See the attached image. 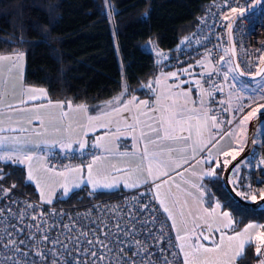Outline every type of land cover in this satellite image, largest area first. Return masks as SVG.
Returning <instances> with one entry per match:
<instances>
[{"label":"snow or ice","instance_id":"obj_1","mask_svg":"<svg viewBox=\"0 0 264 264\" xmlns=\"http://www.w3.org/2000/svg\"><path fill=\"white\" fill-rule=\"evenodd\" d=\"M227 4V0H225ZM248 5L232 6L229 5V13L223 15V20L228 21L226 29L231 33L234 21L243 17L246 11H250L256 6L261 5L262 0H252ZM145 17L147 12L143 14ZM43 39L38 43L48 44L47 30L42 33ZM150 43H154L150 41ZM54 48V46L50 45ZM223 54L219 57L217 64L226 62L233 64L232 56L235 55V47L223 48ZM23 53H14L11 55H0V63L4 61L12 62V67H18V62L23 59ZM157 55L163 56L161 52ZM54 58H58L54 55ZM227 58V59H226ZM211 50L206 51L204 59L197 61V64L205 68L209 72V80L211 74L216 71L215 67L209 69L206 62H210ZM192 66L182 68L178 72L167 74L168 78L179 79L181 74L192 76ZM239 64H235L223 72L225 80L228 79L230 72H237ZM243 75L244 73H240ZM163 75V74H162ZM199 75L203 76L204 73ZM256 77L264 79V56L259 58V64L255 72ZM233 79H236L234 76ZM161 77H157L155 83L159 85ZM182 83H194L200 90L201 97L211 95L201 86L200 80H186ZM22 97L18 101L5 104V100L9 93L3 84H0V109L7 108L10 113L19 114L24 118V123L32 125L33 121L39 122V128H32V131L41 136L48 132V125L53 126L55 133L67 132L71 133V124L65 125L63 118L68 116V111H63L65 106L69 110L83 112L87 114V106L84 104L76 105L73 108L69 101L67 105L63 101L53 102L48 98L47 90L44 88H36L23 85V76L21 74ZM151 89V84L144 85ZM180 83L173 85L168 89L167 93H158L156 100L153 102L155 106H150L148 101H138L136 97L131 100L121 102V97L127 93V87L118 97L105 101L100 105L101 111L95 115H86L87 123L81 125L87 131H94L97 127L106 129L104 136L97 137L94 147L104 148L105 151L129 158L125 161L126 167L119 168L115 164L110 165L109 170L102 171L97 168L101 157L93 155L91 161L86 165L75 167L64 166L65 172H54L50 167H45L44 172H51L53 175L67 177L69 174H82L86 170V176L81 175L79 182L70 184L67 179L65 183L60 185L62 195L68 196L72 188L79 187L80 183L86 182L91 185L89 195H93L98 189H111L123 183L126 188H138L141 185H150L149 191L152 192L151 199L158 200L163 208L166 217L160 222V230L158 234H154L151 229L147 228L149 222L156 224L158 217L155 215V209H149V204L140 201V196L146 193H140L138 196L132 197V201H136L139 208L138 212H134L131 208H124L120 205L99 206L101 215L93 216L92 210L86 213H76L74 216L69 214V221L63 222L60 216L63 209L57 211L50 208L47 213L37 212L36 209L41 204L52 205L53 191L49 188L46 177L38 176L37 171L32 167V161L36 159L35 150L40 145L51 144L59 145L60 148L68 150L72 149L73 142L69 138L67 141H32L22 139L20 136H3L0 135V144H12L14 147L10 151L0 154V161L10 162L26 166L25 182L36 183L39 190L40 202L30 203L24 201V208L15 215L22 225L5 224L3 232L0 234V264H157L152 258V252L149 249V242L139 237L140 232H146L150 240L157 245L167 237L170 246H178L183 252V264H237L238 260H242L245 256V249L250 247L253 240L256 242L255 256L259 260V264H264V224L249 223L240 231H235V225L238 221L234 220L232 213L229 211H218L224 207L218 200H214L211 208L204 207L205 187L204 179H212L213 182L220 177L217 176V170L223 168L225 172L232 174V179L227 181L230 185L229 193L225 196V202L230 206L235 200L234 210L241 214H246L248 209L242 206V202L252 203L257 201V191L259 200L264 202V188L259 190L253 189L247 175H241L240 169L244 164L243 160L237 158L244 151V144L249 143L247 125L254 119L257 123L260 118L264 117V85L257 88L254 95H258L262 101L256 107H252L256 103L251 97H248L249 103L244 104L238 102L235 105L232 119L227 121L220 120L213 110L205 108L204 101L201 99L200 107L188 108V97L192 89L187 91H179ZM172 89H176L173 91ZM217 91H223L222 87H218ZM185 98L184 104H178L173 97ZM162 97H165V103H162ZM243 97H238V101H242ZM43 101H46L43 102ZM225 107L221 111L227 112L233 110L231 101H221ZM135 106L139 115H128L132 113ZM141 107L147 111L140 112ZM61 109L60 126H56V121L45 118L48 109ZM249 109L245 114V109ZM107 109V110H105ZM2 114V113H0ZM140 115L147 119L141 120ZM234 125L227 131H222V125ZM115 124V131L112 132L110 126ZM15 130V129H14ZM27 128H19L21 133L27 132ZM4 128H0V132H4ZM216 133L213 135V133ZM264 134V129L261 130ZM87 133L85 132V135ZM128 134L133 138L135 143L130 152H119L115 147H107L104 142L115 144L122 136ZM225 137L233 140V147L229 151H212L217 144ZM251 142L254 144L255 137ZM79 148L84 149L86 141L80 139L77 141ZM26 145H32L31 149ZM142 145V146H141ZM42 150V149H41ZM207 152V156L201 154ZM224 157L223 160L218 157ZM230 157V158H229ZM236 163H233V162ZM249 164L251 162H248ZM212 164L214 167L204 169L201 167L197 170V165ZM254 167L261 169V177H264V158H261ZM184 174H188L193 179H184ZM8 174L0 167V195H7L17 186L12 184L5 188L3 181ZM175 177H181L182 182L188 184L190 188L199 192L198 203L200 209L204 213L203 216L192 217L194 227L190 231L185 229V234L180 235V229L177 226L176 216L172 207H169L165 199L160 198V189L173 181ZM259 183L264 184V178H259ZM177 189L180 188L176 184ZM49 188L46 192L45 189ZM155 189V191H152ZM191 195V192L188 193ZM16 200H12L11 204H16ZM187 201H185V204ZM175 206V202L173 204ZM264 209V203L258 205ZM29 210H32L29 212ZM148 211L146 219H140L141 215ZM10 206L0 208V216L11 214ZM184 217V212L179 213ZM192 216L191 212L188 214ZM25 216L30 217L29 223H24ZM54 218V223L49 224V220ZM208 218H219L226 223L221 227H214ZM202 219L203 224L195 223L196 220ZM168 220L172 221L171 227L176 229L177 235L175 239L180 241L179 245L173 244L166 232ZM182 223L184 221L182 220ZM9 228L12 230L9 231ZM53 228H62L55 237L51 235ZM26 229H35V231L26 232ZM233 230L232 235L227 234V230ZM207 232V235H205ZM37 233H40L37 239ZM216 233H219V240L215 239ZM255 233L253 236L252 234ZM24 234L26 238H19ZM63 237V239L61 238ZM194 238V242H193ZM212 241L213 246L207 247L202 241ZM233 242H237L235 245ZM167 250L160 248V254L163 264H173L168 256L164 255ZM172 255H176L172 253ZM30 257H35L30 258ZM139 258V260L137 259Z\"/></svg>","mask_w":264,"mask_h":264},{"label":"trees","instance_id":"obj_2","mask_svg":"<svg viewBox=\"0 0 264 264\" xmlns=\"http://www.w3.org/2000/svg\"><path fill=\"white\" fill-rule=\"evenodd\" d=\"M206 1L0 0V53L24 50L23 82L45 87L49 99L93 105L123 86L130 92L141 93L145 90L143 84L158 69L155 52L146 46L148 40L153 39L161 51L175 49L194 28ZM145 12L148 13L146 17ZM46 30L49 43H38ZM254 149L241 166L242 176L246 175ZM47 150L43 152L45 159ZM99 150L95 156L103 152L102 148ZM91 159L65 166L84 164ZM0 167L8 174L9 180L35 194L24 180L21 165L0 161ZM223 171V168L217 170L220 178L214 182L212 179L203 180L207 185L205 196L220 201L238 221L237 227L249 219H258L264 224V209L258 207L260 200L250 204L242 202V206L248 209L246 214L234 210L235 200L231 206L225 202L230 187L224 182ZM116 190L120 189L97 190L91 196L86 193L79 196V192H73L62 200L52 201L78 202ZM255 246L253 242L247 247L244 258L237 263L256 264Z\"/></svg>","mask_w":264,"mask_h":264},{"label":"built area","instance_id":"obj_3","mask_svg":"<svg viewBox=\"0 0 264 264\" xmlns=\"http://www.w3.org/2000/svg\"><path fill=\"white\" fill-rule=\"evenodd\" d=\"M264 0H262L263 2ZM252 0H248V4H251ZM229 5L232 6H244L248 5L245 0H207L199 15L194 28L184 36L180 44L175 49H165L162 53L164 54L158 61V71H163L165 68L179 66L188 61L190 58L205 54L206 51L211 50V60L213 67L216 71L211 74L209 80V72H204L201 76V82L206 90L211 95L208 96V109L213 110L212 114H215L218 119L227 121L232 119L230 117V111H221L224 104L221 101H228V79L225 80L223 72L225 71L224 65L220 62L217 64L219 57L223 54V48H229V37L226 25L228 21L223 20V15L229 13ZM256 6L252 10L246 12L243 17H239L235 20L232 27V38L235 47V56L241 70L247 74L256 71L259 64V58L264 56V6L259 9ZM212 67V68H213ZM246 79V78H244ZM145 85V84H143ZM218 87H222L223 91H217ZM146 91H150L149 88L145 87ZM231 125L225 123L222 125V131L229 130ZM216 133L214 132L213 135ZM99 148L86 146L84 149H60L50 148L46 151V160L56 166L72 165L77 162L88 161L99 153ZM264 158V134H260V138L255 146L253 155L248 163V170L246 175L249 178V182L252 184L253 189L259 190L264 187V184L259 183L261 177V169L254 167L258 161ZM5 172V171H4ZM6 173V172H5ZM15 184L9 180L6 176L3 181L5 188ZM17 187L10 193L0 195V208L10 206L12 209L11 214H5L0 216V234L3 232L5 224L16 225L17 227L22 226L17 217L16 213L22 211L24 208V201L30 203H39L40 198L28 191L27 189L15 184ZM150 185H141L138 188L120 189L107 194H102L96 197L85 199L78 202H60L53 201L52 205L41 204L36 211L47 213L50 208H55L57 211L63 209V213L60 216V220L63 222L69 221V214L75 215L76 213L84 214L89 209L92 210L93 216L101 215L99 207H93L94 205L99 206H114L120 205L124 208H131L134 212H138L139 208L136 201H132L131 198L138 196L140 193H146L144 196H140V201L149 204V209H155V215L159 218L156 224L148 223L147 228L151 229L154 234H158L160 230V222L166 217L163 212V208L159 204L158 200H152V192L149 191ZM12 200H16V204H11ZM32 210H29L31 212ZM148 211H145L140 219H146ZM30 217L25 216L24 223H29ZM54 223V218L49 220V224ZM12 229L9 228V231ZM62 228H53L51 235L55 237ZM26 232L35 231V229H26ZM168 237L171 238L173 244L179 245L175 239L176 235L174 229L171 227V223L168 220V227L166 228ZM40 233H37V239ZM139 237L149 242V249L152 252V258L157 264H163V259L160 254V248H165L167 251L164 255L168 256L169 260L173 261V264H183V256L178 246L172 247L167 242V237L162 240L159 245L152 242L146 232H140ZM19 238H26L24 234H21ZM63 239V237H61ZM175 253L176 255H172ZM35 258V257H30ZM139 260V258H137Z\"/></svg>","mask_w":264,"mask_h":264},{"label":"rangeland","instance_id":"obj_4","mask_svg":"<svg viewBox=\"0 0 264 264\" xmlns=\"http://www.w3.org/2000/svg\"><path fill=\"white\" fill-rule=\"evenodd\" d=\"M107 6V10H109L108 8V3H106ZM264 6V1L261 3V5H259V9H261ZM111 23V31H112V36H113V41L115 44V48L117 51V55H118V59H119V64H120V68H121V72L123 69L122 63H121V58H120V54L118 51V47H117V43H116V36H115V31H114V27L112 22ZM150 41L154 42L153 39H149L146 46L152 50H154V47H156V43H150ZM14 53H23L24 54V50L22 49H17L11 52H8V54L6 55H11ZM204 59V54H200V55H196L194 56L189 62L188 65L192 66V73L193 75L190 77L186 74H181L179 76V79L177 80L176 78H174L175 83H180V86L185 85L188 88L197 90L200 92L199 88L194 84V83H190V84H185L182 83V81H186V80H200L201 82V75H199L200 73H204L205 68H202L200 65L197 64V61H202ZM227 59V58H226ZM7 61H4L2 63H0V65L3 67L6 65ZM24 62H25V54L23 55V59L21 61L18 62V67H11V72L14 75L15 73L20 75V73H23V68H24ZM207 63V67L209 69H211L213 67V63L212 60L210 59V62H206ZM224 67L225 70L234 67L233 64H228L226 62H221ZM9 64H11L12 66V62H9ZM172 71H178V68L174 67L171 69ZM236 77V79H233V77ZM261 85H264V79H261V77H256V78H252V79H244L242 76H240L237 72L233 73L230 72L229 76H228V101H231V104L233 105V110H230V117L232 118L233 115H235V105L238 102H242L244 104L249 103L248 97H251L254 101H256V103L252 104V107H256L258 103L262 102L259 100L258 95H254L255 91L257 88L261 87ZM201 86L204 88L202 82H201ZM205 89V88H204ZM238 97H243L244 99L242 101H238L237 98ZM249 109H245V114L247 113ZM0 128H4L5 131L4 132H0V135L3 136H9V137H13V136H20L22 139H29L32 141H38V140H47V141H52V140H57V141H67L70 137H68L67 133L65 132L63 135V138L61 139L59 136L55 137L52 135V133L54 132L53 130H49L50 125L46 124V126L48 127V132L41 135V136H37L33 131L32 128H39V123L36 126L33 125H28L26 124L25 126H23L21 124V127L19 128H27L29 129L27 132L25 133H21L19 131V128H15L14 127V123L16 122L15 119L17 117V114H12V116L9 115V111L7 110V108H2L0 109ZM15 118V119H14ZM46 118V115H45ZM48 118H46L47 120ZM21 120H23V118H21ZM10 121V123H9ZM252 122V121H251ZM251 122H249V124L247 125V130L249 132V128H250V124ZM66 125V124H65ZM234 125H231L230 129L233 127ZM15 129V130H14ZM264 129V117H262L260 119L259 123H256L253 133H252V138L255 137V143H252V147L251 150L249 151L250 153L253 151L255 145L257 144L259 138H260V134H261V130ZM82 138V137H81ZM77 141H79L80 139H76ZM223 143L225 148L227 149L229 147V144L232 143L231 147L228 150H224V151H229L231 150V148L233 147V140L229 137H225L223 140H221L219 143ZM247 144H244L243 147L245 148ZM78 146V143H73L72 148H78L76 147ZM14 146L12 144H0V154L6 152V151H10ZM27 148L31 149L33 146L32 145H26ZM50 147H59V145H51V144H47V145H40L39 149L35 150V155H36V159H34L32 161V167L34 170L37 171L38 176L41 177H46L47 179V183L49 185V188L53 191L54 195L52 196V200H62L67 196L62 195V189L60 188V185L65 183V180L67 179V181L72 184L75 182H79V177L81 175L86 176V170L84 173L82 174H69L67 175V177H62V176H57V175H53L51 172L49 173H45L44 169L45 167H50L54 170V172H65L66 169L64 166H56L53 164H50L49 162L46 161L45 157H44V153L45 150H47ZM42 149V150H41ZM249 153V155H250ZM99 157H101L100 162L97 164V168L101 169L102 171L105 170H109L110 167L103 165L104 161H103V157H105L102 153L100 155H98ZM222 157V156H221ZM248 157V154H246L243 158H241L240 160L245 161ZM223 158V157H222ZM230 158V157H229ZM89 162H86L84 164H78L75 166H80V165H86ZM24 169V177L26 174V166L21 165ZM75 166H70V167H75ZM212 165L209 164H204V165H197V170L199 171V169L201 167H203L204 169H210ZM119 168H124V166H121ZM229 173V172H228ZM228 178V176H227ZM232 174L229 173V180H231ZM184 179H193V182H198L195 181L194 178H191L188 176V174H184ZM25 180V179H24ZM30 187L32 188L33 192L40 198V194H39V190L36 187V183L34 181L32 182H27ZM204 187H206L207 185L202 182ZM176 184L180 185V188L177 189L175 187ZM116 187H124L123 183L117 185ZM113 187V188H116ZM49 188H46L45 191L47 192L49 190ZM111 188V189H113ZM264 188V187H263ZM98 190H110V189H98ZM91 191V185L88 184L85 180V182L80 183L79 187H75L72 188V191L68 194V196L73 193V192H79L78 195H82L83 193L89 194V192ZM97 191V190H96ZM152 191H155V189H153ZM191 192V195H188V193ZM206 193V191H205ZM199 192L196 189H192L190 188V186L188 184H185L182 182L181 177H175L173 181H170L168 184H165L161 189H160V198L161 199H165L168 206L172 207L173 213L176 216V222H177V226L180 229V235H184L185 234V229L187 230H191L194 227V223H193V219L192 217L195 216H203L204 213L202 212V210L200 209V205L198 203V199H199ZM257 200L259 201V195H258V191H257ZM214 199H208L207 196H204V207H208L211 208L213 206V203H210V201L214 202ZM185 201H187V203L185 204ZM159 202V201H158ZM175 202V206H173ZM260 203H264V202H260ZM259 203V204H260ZM162 207V206H161ZM183 211L184 212V217H181L179 215V213ZM218 211H229L227 208H222ZM189 212H191L192 216H189ZM230 212V211H229ZM233 217V216H232ZM209 222L213 224L214 227H221L223 226L224 223H226V221H223L222 219L216 218H208ZM234 219V217H233ZM182 220L184 221V223H182ZM235 220V219H234ZM170 223L172 224V221L169 220ZM203 220H196L195 223L198 224H203ZM249 223H256V224H262L263 221L258 220V219H249L246 222H244L243 224L239 225V227H237L235 225V231H240L241 229L244 228L245 225L249 224ZM175 235H177V231L176 229H174ZM227 234L228 235H232L233 234V230L229 229L227 230ZM205 235H207V232H205ZM253 236L255 235V233L252 234ZM215 239L219 240V233H216L215 235ZM193 242H194V238H193ZM205 246L207 247H211L213 246L212 241H202ZM254 243H256L253 240ZM180 243V241H178V244ZM237 242H233V244L235 245ZM182 256H183V252ZM238 264V263H237ZM256 264H259V260H257Z\"/></svg>","mask_w":264,"mask_h":264},{"label":"crops","instance_id":"obj_5","mask_svg":"<svg viewBox=\"0 0 264 264\" xmlns=\"http://www.w3.org/2000/svg\"><path fill=\"white\" fill-rule=\"evenodd\" d=\"M153 52H155L156 54V60L157 62L159 61V59L161 58L160 55H157V52H163L161 51L157 46L154 47ZM8 54V52L5 53H0V55H6ZM193 58V57H192ZM191 58V59H192ZM190 59V60H191ZM188 60L186 63L179 65V66H173V67H168L165 68L163 71H156V73L150 77L148 80H146L145 85L151 84V89L150 91H146L144 90L143 92H137V91H132L130 92V90H128L127 88V93L121 97V102L123 101H128L131 100L132 97H136L138 101H148L150 106H155L153 104V102L156 100L157 94L158 93H167L168 89L171 88L173 85H175V81L174 78H168L167 74L171 73V72H176V71H172L171 69L176 67L178 68V71L182 68H187L189 67L188 62L190 61ZM10 61L6 62L5 66H1L0 65V84H3L4 87L7 89L9 95L5 100V104L8 103H13L14 101H18L19 99L23 98L22 97V87H21V74H23L22 72L20 73V75L18 74H12L11 72V64H9ZM177 71V72H178ZM163 74V75H162ZM157 77H161V82L159 85H157L155 83V80ZM23 85L25 86H32V87H36V88H44L43 86H39V85H33V84H25L23 82ZM124 87L123 86L119 91H117L116 93H114L113 95H111L108 98H105L99 102H97L96 104H87V103H72L73 108H75L76 105H80V104H84L87 106V114L83 113V112H77V111H73V110H69L66 106L63 109V111H68V116L63 118V123L64 124H71V133H67L68 137H70L71 141L73 143H77L76 139H84L86 141V145H89L91 143H94L97 139V137H101L105 135V132L108 131L106 129H102L97 127L94 131H87V129L82 128L81 125H84L87 123L86 120V115H90V116H95L97 115L101 109H100V105H102L105 101H109L112 100L114 97H118L120 96V94L124 91ZM189 88L186 87L185 85L180 86L179 91L183 92V91H187ZM173 91H176V89H172ZM129 91V92H128ZM207 92H209L207 90ZM208 96L209 95H204L203 97H201V94L199 91L192 89L190 96L187 98L189 103L187 104L188 108H199L200 107V101L201 99H203L204 101V107L208 108ZM49 98V97H48ZM173 99H175L177 101L178 104H184L185 102V98L183 96L181 97H173ZM53 102L56 101H63L65 102V105H67V102H69L68 100H53L50 99ZM46 103V101H43ZM162 103H165V97H162L161 100ZM133 108L132 113L128 114V115H139V113L136 110V107L133 105L131 106ZM107 110V109H105ZM147 111L146 109H144L143 107H141L140 112H144ZM60 112L61 109H57V108H53V109H48L46 115V118L48 119H53L56 121V126H60ZM12 114L14 113H10L9 115L12 116ZM22 116L17 114V117L15 119V123H14V127L15 128H19L21 127V124L23 126H25L26 124L24 123V118L23 120H21ZM140 119L141 120H145L147 119L145 116L140 115ZM10 123V121H9ZM39 122L37 121H33V126H36ZM110 129L112 132L115 131V124L110 126ZM49 130H53V126L50 125ZM85 132L87 133L85 135ZM65 132L62 133H55L53 132L52 135L57 137L59 136L61 139L63 138ZM106 144L107 147H115L118 149L119 152H130L133 149V144L135 143V141L133 140V138L131 136H129L128 134L122 135L116 142L115 144H109L107 142H104ZM232 143L229 144V147L226 149L224 144L221 142L219 144H217L216 148H213L212 151L215 153L217 150L219 151H224V150H228L231 147ZM79 146V145H78ZM76 146V147H78ZM142 146V145H141ZM103 149L102 154L105 156L103 157V161L104 164L108 167H110V165L115 164L117 167H121L124 166L126 167V163L125 161L129 158L126 157H121L119 155H115L113 153H109L107 151ZM202 156H207V152H204L201 154ZM91 161V160H90ZM89 161V162H90ZM207 165V164H206ZM75 166V165H74ZM121 188H126V187H116L113 189H121ZM110 189V190H113Z\"/></svg>","mask_w":264,"mask_h":264},{"label":"water","instance_id":"obj_6","mask_svg":"<svg viewBox=\"0 0 264 264\" xmlns=\"http://www.w3.org/2000/svg\"><path fill=\"white\" fill-rule=\"evenodd\" d=\"M246 8H247V7H246ZM246 12H248V11H246ZM246 12H245V13H246ZM234 22H235V21H234ZM228 37H229V48H230V47H233V46H234V41H233V38H232V32H231V33L228 32ZM232 60H233V62H234V63H233V66H234L235 64H238L235 55L232 56ZM255 72H256V71H255ZM255 72L247 74V73L243 72V71L241 70L240 67H239V70L237 71V73H238L240 76H242L243 78H246V79L256 78V76H255ZM240 73H244V74L241 75ZM261 118H262V117H261ZM261 118H260V119H261ZM256 123H257V120L254 119V120L251 122V124H250L249 132H248L249 143H247L246 147L244 148V151L241 153V156L237 158L238 160H240L242 157H244L246 154H248L249 151L251 150V147H252V142H251V140H252V133H253V130H254V127H255ZM233 163H236V162L234 161ZM222 176H223V179H224L225 184H226L228 187H230V185L227 183V181H228V178H227V176H228V172H225V170H224Z\"/></svg>","mask_w":264,"mask_h":264}]
</instances>
